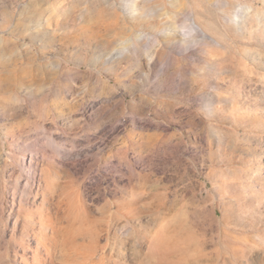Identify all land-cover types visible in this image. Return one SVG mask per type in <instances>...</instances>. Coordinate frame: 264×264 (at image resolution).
Returning a JSON list of instances; mask_svg holds the SVG:
<instances>
[{
  "label": "rangeland",
  "instance_id": "rangeland-1",
  "mask_svg": "<svg viewBox=\"0 0 264 264\" xmlns=\"http://www.w3.org/2000/svg\"><path fill=\"white\" fill-rule=\"evenodd\" d=\"M43 168L108 226L58 264H154L167 220L189 264H264V0H0V264L69 221ZM133 189L147 208L111 215Z\"/></svg>",
  "mask_w": 264,
  "mask_h": 264
},
{
  "label": "bare ground",
  "instance_id": "bare-ground-1",
  "mask_svg": "<svg viewBox=\"0 0 264 264\" xmlns=\"http://www.w3.org/2000/svg\"><path fill=\"white\" fill-rule=\"evenodd\" d=\"M126 155L125 161L130 162L129 151H126ZM122 161L125 162L121 158L118 159L119 163ZM42 174L44 179V186H42L44 199L48 201L56 200V205H54L55 203L53 205L57 206L58 210L59 208L62 209L64 212L63 215L69 216V221L67 220L68 222L66 225L64 223L65 226H63V224L58 225V222H53L48 214H44L42 219L40 217L34 220L31 226V232L34 233V243H36L37 251L32 254H30V252L27 253L26 257L22 259L23 264H58V262H56L57 255L54 251V247L61 237L63 238L64 244L67 245L71 240V232L75 229L80 234H85L88 233L91 228H96L97 225L99 228L98 233L107 230L108 227L107 224L103 222L101 224H94L93 221L90 220L89 211L87 212V210H89L88 205L81 198L79 191L72 190L71 183L61 181L59 177H56V175L47 168L42 169ZM56 192H60V195L55 199ZM146 198H149V196L147 197L145 191L133 189L129 197H123V199L116 203L117 212H112L111 215L123 213L127 217H131L141 209L147 208V206L141 207L139 205L140 201L143 199L146 200ZM111 206V204H107L104 206V209L106 211H111ZM177 228L178 226L175 222L173 223V221L167 220L161 229L163 231L162 235L157 238L149 239L151 249L157 258L154 264H189L193 262V259H189L187 255H178L175 253V251L188 247L187 244H182L184 243L182 238L179 240V238L173 237L174 234L172 235V233L178 230ZM18 233L20 234V240L23 241V228L22 232ZM24 234H26V232ZM15 235H18L17 232H15ZM63 242L61 244H63ZM28 247H30V245ZM43 247L46 250L45 253H43ZM187 249L191 250V248ZM252 249V247L247 249L249 257L252 254ZM63 256L67 260H70L63 264H74L71 261L73 260L72 258H76L74 260H80L81 264H108L107 258L112 255H103L100 259H97L92 254V249L86 248L85 250H76L75 253L68 251V253H65Z\"/></svg>",
  "mask_w": 264,
  "mask_h": 264
}]
</instances>
